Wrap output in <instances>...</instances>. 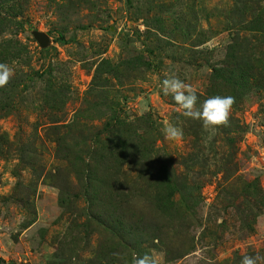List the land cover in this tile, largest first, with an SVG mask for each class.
<instances>
[{"label":"rangeland","instance_id":"374dc122","mask_svg":"<svg viewBox=\"0 0 264 264\" xmlns=\"http://www.w3.org/2000/svg\"><path fill=\"white\" fill-rule=\"evenodd\" d=\"M0 13L14 73L0 87V264H264V0H0ZM171 73L197 108L235 97L210 141L163 94ZM117 116L148 127L154 151H108Z\"/></svg>","mask_w":264,"mask_h":264},{"label":"clouds","instance_id":"9594fccd","mask_svg":"<svg viewBox=\"0 0 264 264\" xmlns=\"http://www.w3.org/2000/svg\"><path fill=\"white\" fill-rule=\"evenodd\" d=\"M13 74L7 64H0V87L6 86ZM161 90L165 96L171 95L173 101L183 110V116L202 122L203 130L208 133L206 142L215 135L217 127L228 125L232 107L236 102L233 96L215 95L205 99L200 108H197V91L175 73L165 74ZM163 132L169 140L183 137V129L171 123H165ZM261 259L258 255H244L240 264H258ZM134 264H157V261L151 255L145 254L135 258Z\"/></svg>","mask_w":264,"mask_h":264},{"label":"trees","instance_id":"16d2710c","mask_svg":"<svg viewBox=\"0 0 264 264\" xmlns=\"http://www.w3.org/2000/svg\"><path fill=\"white\" fill-rule=\"evenodd\" d=\"M6 15H2L0 13V24L6 23ZM228 80V79H227ZM144 130V131H143ZM139 131L143 132L139 134ZM110 135H113V140L110 142V149H114L121 153L124 149L131 147V146H138L142 148V154L151 153L154 151L155 144L152 142L151 139L146 141H141L144 139L145 135H149V128H145V126H140L138 123H129L126 119L120 117H114L112 119V123H110ZM80 141L84 140V135L80 136ZM123 149V150H120ZM98 161V159H97ZM192 162V161H191ZM143 167V166H142ZM142 167L139 169L142 170ZM93 170H87L88 174H91ZM100 223H103L105 226L111 227L113 224H117L115 219L107 213H101L98 217L95 216ZM116 231L115 233L118 234L117 227L115 226Z\"/></svg>","mask_w":264,"mask_h":264},{"label":"water","instance_id":"95a60500","mask_svg":"<svg viewBox=\"0 0 264 264\" xmlns=\"http://www.w3.org/2000/svg\"><path fill=\"white\" fill-rule=\"evenodd\" d=\"M34 38L37 40V42L41 45V47L45 48L49 44V37L42 32H34L33 33Z\"/></svg>","mask_w":264,"mask_h":264}]
</instances>
